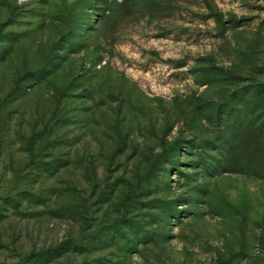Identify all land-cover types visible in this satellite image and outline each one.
Masks as SVG:
<instances>
[{"label":"rangeland","instance_id":"rangeland-1","mask_svg":"<svg viewBox=\"0 0 264 264\" xmlns=\"http://www.w3.org/2000/svg\"><path fill=\"white\" fill-rule=\"evenodd\" d=\"M0 264H264V0H0Z\"/></svg>","mask_w":264,"mask_h":264}]
</instances>
